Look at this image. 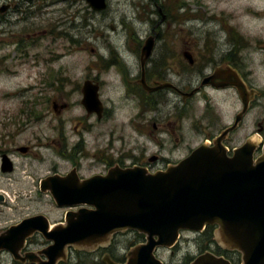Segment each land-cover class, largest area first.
I'll return each instance as SVG.
<instances>
[{
  "label": "flooded vegetation",
  "instance_id": "obj_1",
  "mask_svg": "<svg viewBox=\"0 0 264 264\" xmlns=\"http://www.w3.org/2000/svg\"><path fill=\"white\" fill-rule=\"evenodd\" d=\"M62 1L73 15L70 17L80 21L79 25H72V20L69 30L73 29V34L69 32L65 35L70 57L73 50L74 53L83 51L82 47L87 44L84 38L88 26L87 13L99 17L100 13L106 11L108 0L102 12L93 10L86 0ZM131 6L132 16L129 19L140 24L139 29L126 30L114 38L108 36L107 41L103 34H99L98 23L97 29L88 34L95 41L100 40L104 51V54H99L96 67H92L97 72L95 76L85 75L75 81H71L69 72L64 77L44 76L38 84H31V89L22 92L26 94L35 90L41 96L49 89L54 91L55 99H59L58 94L63 91L64 100L68 102H53L54 114L61 115L77 108L81 116L72 118L68 132L64 129L60 131L64 147L57 158L64 161L65 173L61 174L53 165L40 181L36 146H10L13 141L9 142V138L13 136L7 133L1 136L0 177L5 180L4 189L10 195L22 196L25 190L20 185L25 184L32 191L40 192L41 181L54 176H72L74 180L82 182L106 176L112 170L137 168L149 174L165 172L186 159L196 148L202 145L214 147L218 140L227 150L229 158L245 144L253 149V160L262 155L264 27L261 31L250 32L246 22L249 20L264 26V0H135ZM39 10L37 0H0V34L3 36L11 31L10 38L15 43L10 45L7 42L4 51H14L23 58L28 57L29 47L34 51L37 40L32 41L30 46L27 43H30V38L36 37ZM10 28H17L19 32L14 33ZM104 43L109 48L108 54L104 50ZM148 45H151V53L145 59L142 52ZM250 53L260 57L262 77L257 81L253 78ZM7 58L9 56L5 55L1 59L6 61ZM4 73L15 76L9 70ZM86 83L96 88L100 103L98 113H88L82 106ZM239 86L244 89L241 93ZM71 99L75 100L74 105ZM242 99L246 100V112ZM232 102L239 107L233 115L230 113ZM254 109L258 111L257 120L254 122L255 129L249 132L245 127ZM22 115L27 116L28 120L14 122L13 125L21 124L18 131L28 128L27 125L32 122L28 117L32 116L31 112H22ZM104 125L115 127L110 136L115 135L116 139L108 144L104 138L99 141V131ZM93 132L95 136H91ZM189 144L195 146L191 148ZM3 157L9 161L4 166V172ZM15 180L19 183H13ZM6 194H0V215L3 213L1 208L9 207ZM19 223L0 228V235ZM208 230L212 235L211 240L202 236ZM216 230L217 227H206L200 234L179 233L177 244L184 239L199 247H207L205 251L200 250L196 257L188 256L185 264H191L205 253L223 258L231 264H242L241 254L220 247ZM40 237L44 240L39 234L27 238L20 256L37 255L50 245L44 240L46 243L42 247H46L39 249L36 240ZM111 246L109 240L107 247L98 249L105 253ZM8 255L6 251L0 252V264H5L3 256ZM114 258L120 261L116 264H125L127 260L125 257L121 260ZM12 262L33 264L28 261L15 262L13 259Z\"/></svg>",
  "mask_w": 264,
  "mask_h": 264
},
{
  "label": "water",
  "instance_id": "obj_2",
  "mask_svg": "<svg viewBox=\"0 0 264 264\" xmlns=\"http://www.w3.org/2000/svg\"><path fill=\"white\" fill-rule=\"evenodd\" d=\"M86 2L95 11L106 9V0ZM150 53L148 45L142 55L147 59ZM97 98L96 88L86 83L82 106L88 113L100 111ZM7 162L3 157L2 172ZM40 192L49 193L57 208L69 211L63 224L51 226L38 215L1 234L0 252L6 251L15 262L58 264L68 248H105L113 235L133 232L144 236L145 243L126 255L125 264H163L156 252L174 248L180 232L200 234L206 227H217L220 247L241 254L242 264H264V147L256 160L249 144L229 158L218 140L214 147L196 148L165 172L112 170L82 182L54 176L41 181ZM35 234L50 245L37 255L21 257L26 239ZM102 262L116 264L108 256ZM191 264L231 263L205 253Z\"/></svg>",
  "mask_w": 264,
  "mask_h": 264
},
{
  "label": "rangeland",
  "instance_id": "obj_3",
  "mask_svg": "<svg viewBox=\"0 0 264 264\" xmlns=\"http://www.w3.org/2000/svg\"><path fill=\"white\" fill-rule=\"evenodd\" d=\"M37 1L41 10L38 11L36 19V24L38 26L35 32L36 37L30 38V43L27 44L30 46L32 45V41L37 40V42L34 45V51L29 47V51L27 52L28 57L26 55L27 58H23V56L20 57L19 53L8 51V49L4 51L7 42H9L10 45H13L14 42L10 38L11 31H8L3 36L0 34V140L1 136L7 133L13 136L9 138V142L13 141L10 146H36L35 152L38 153L40 165L38 180L40 181L48 174V171L53 165L57 166L61 174L65 173L66 168L63 163L64 161L62 158H57L60 157L59 151H62L64 147V142L61 141L60 138L62 134L60 131L63 132L64 129L68 132V128L72 123V118H77L81 116V114L77 108H74L72 112H65L61 115L54 114L52 110L53 102L57 104H66L68 102L64 100L65 92L63 91L58 94L59 99H55L54 91L49 89H47V93L43 92L41 96L40 93L35 90H31L26 94L22 92H26L25 90L29 88L31 89V87H29L31 84H38L44 76L52 75L64 77L66 72H69L71 81L83 78L85 75L95 76L97 72L92 67H96V63L99 61L98 56L99 54H104V51L100 40L99 42L95 41L93 36L88 34L95 31L99 23V34H103L105 36L104 39L107 40L108 36L114 38L117 35L121 36L126 30L139 29L140 24H136L129 19L132 16L131 5L135 0H108L106 11L100 13L99 17L89 16V13H87V16H85L88 22V26L85 29L87 30L86 35L83 32L87 44L82 47L84 49L83 51L74 53L73 51L75 50H73L71 56L68 57L65 35L67 36L69 32L73 34V29L71 31L69 30L72 20V25H79V19H72L70 17L73 15H70L67 4L62 0ZM246 25L250 32L261 31L264 27L263 24L251 23L249 20L246 22ZM113 29L114 32H112ZM12 30V32L15 33L18 29L13 28ZM73 36L76 40H79V37ZM105 45L104 43V46ZM91 50H94V53H91ZM104 50L108 54L109 48L105 46ZM5 55L9 56V59L7 58L6 61L1 59ZM249 56H252L250 59L251 61H249L252 65L251 70L254 74L253 78L255 81L260 80L262 77L260 57L255 53H250ZM11 59L13 62H11ZM1 61L4 62V65H2ZM7 70L15 76L6 75L4 72H7ZM74 101V99H71L73 105L75 104ZM234 105L235 102H232L230 110L231 115L239 108ZM22 112H31L32 116L28 117L29 120L32 119V122L27 125L29 126L28 128L18 131L21 124H19V126L13 125L14 122L16 120L19 122L28 120L26 118L27 116L22 115ZM257 114L258 111L254 109L248 117L245 127L247 131L252 132L255 129L254 122L257 120ZM114 130L115 127L113 125H104L102 131H99V141L104 138L108 144L115 140V135L114 137L110 136ZM95 135L96 133L94 132L91 134V136ZM189 146L192 148L195 145L189 144ZM13 183L18 184L19 181L15 180ZM4 184L5 180L0 177V194H8L6 198L9 205L7 208H1L3 213L0 215V228L12 226L23 219L37 215L46 217L51 225L64 223V217L68 210L57 208L49 194L40 193L36 190L32 191L29 185L24 183V186L20 185V187L25 190L22 192V196H18L19 194L10 195L11 193L8 191L6 192L4 189ZM134 234L137 233L123 232L111 237L110 242L112 246L110 251L114 257L119 260L124 257L126 258V255L131 250L142 245V243H139V238ZM184 236L185 235L182 234V238H184ZM189 238L196 237L189 236ZM36 241L40 246L39 249H42V245L46 243L41 237ZM214 249L213 246L212 250ZM200 250H207L206 245L199 247L196 244H191L181 239L175 248L171 250L159 249L155 256L163 264H185V260L188 256L196 257V255L200 254ZM104 254L105 253L99 251V249L83 250L72 247L66 250L65 258L58 264H100L102 258L105 256ZM3 259L5 260V264L13 263L9 255L3 256Z\"/></svg>",
  "mask_w": 264,
  "mask_h": 264
},
{
  "label": "trees",
  "instance_id": "obj_4",
  "mask_svg": "<svg viewBox=\"0 0 264 264\" xmlns=\"http://www.w3.org/2000/svg\"><path fill=\"white\" fill-rule=\"evenodd\" d=\"M134 235L137 236V237L139 238V243H143V242H144V237H143L142 235H139V234H134ZM202 236H203V238H206V239H208V240H211V238H212L211 232H209V230H208L207 232L203 233ZM110 248H111V247H110ZM110 248L107 249V250H105V253H107V255L110 256V258L113 260V262H115V263H119L120 261H117V260L114 258L112 252L110 251ZM122 261H124V259H123ZM100 264H104V263L101 262Z\"/></svg>",
  "mask_w": 264,
  "mask_h": 264
}]
</instances>
